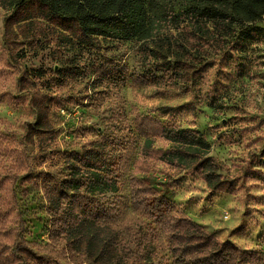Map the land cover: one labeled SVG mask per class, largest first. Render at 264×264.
Wrapping results in <instances>:
<instances>
[{
	"label": "rangeland",
	"instance_id": "1",
	"mask_svg": "<svg viewBox=\"0 0 264 264\" xmlns=\"http://www.w3.org/2000/svg\"><path fill=\"white\" fill-rule=\"evenodd\" d=\"M145 1L150 25L129 40H83L71 32L73 22L38 18L27 37L16 38L6 32L13 11L0 4V244L29 243L16 261L10 254L0 264H98L54 230L42 200V186L53 188L68 175V161L91 149L121 183L117 193L97 195L103 209L116 206L118 227L138 224L130 181L147 178L209 234L264 260V17L238 28L228 45L198 44L188 36L181 0ZM34 72L50 107L45 118L24 83ZM144 118L200 131L231 189L212 192L196 173L144 158ZM153 146L171 148L162 138ZM135 234L123 233L132 251L145 232L138 240ZM149 242L146 264H171L164 238Z\"/></svg>",
	"mask_w": 264,
	"mask_h": 264
},
{
	"label": "trees",
	"instance_id": "2",
	"mask_svg": "<svg viewBox=\"0 0 264 264\" xmlns=\"http://www.w3.org/2000/svg\"><path fill=\"white\" fill-rule=\"evenodd\" d=\"M181 2V13L190 29L188 36L198 41V44L203 39L206 42L209 39L217 46L221 42L228 45L230 40L237 38L238 28L246 26L248 21L264 17V0ZM0 4L13 11L6 32L16 38L27 37L33 25L29 21L35 18L52 24L73 22L76 31L71 32L80 35L83 40H129L137 37L151 21L145 0H0ZM35 6H38L36 13ZM184 32L180 33V37L185 36ZM36 75L37 72L28 74L24 83L34 91L33 105L45 118L50 107L46 106L47 96L35 81L38 78ZM138 128L147 137L144 158L156 159L165 166L179 170L192 171L212 192L231 189V184L219 174V164L211 156V145L200 131L167 125L152 118H144ZM156 138L164 139L171 148L151 151L150 147H154ZM103 146L101 143L90 145ZM67 170L68 175L55 183L53 188L42 186L45 192L42 200L47 210L55 216L54 230L95 257L98 264H146L152 255L149 240L156 238L166 241L171 264H264L259 254L246 252L209 234L164 197L147 178L135 176L130 181L133 219L138 220V224L134 228L129 225L118 227L116 206L108 210L113 216L108 215L97 195L117 193L121 183L113 165L94 149L83 155H74L68 161ZM18 191L15 188L10 195L14 200L21 193ZM2 209L0 207L1 213ZM3 222L5 225L6 221ZM125 231L135 232L132 237L134 240H138L141 231L145 232L137 250L132 251L130 244L125 243ZM8 232L7 236L18 235L17 231ZM24 242L16 249L0 244V259L8 261L10 254H13L16 261L18 253H25L22 244H29Z\"/></svg>",
	"mask_w": 264,
	"mask_h": 264
}]
</instances>
